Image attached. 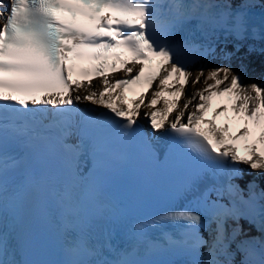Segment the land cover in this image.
<instances>
[{
    "label": "snow or ice",
    "instance_id": "1",
    "mask_svg": "<svg viewBox=\"0 0 264 264\" xmlns=\"http://www.w3.org/2000/svg\"><path fill=\"white\" fill-rule=\"evenodd\" d=\"M252 7L251 0H0V264H156L112 245L115 222L99 182L122 150L156 159L141 119L169 141V155L189 150L200 168L178 204L132 225L133 248L175 250L187 257L182 264H264V188L237 183L240 165L264 171V84H245L243 64L193 71L200 61H231L234 53L218 51L217 40L254 32ZM8 140L40 149L44 163L28 183L48 193L63 259L15 258L6 213L17 191L9 176L26 157L9 155ZM156 228L162 241L148 235Z\"/></svg>",
    "mask_w": 264,
    "mask_h": 264
},
{
    "label": "bare ground",
    "instance_id": "2",
    "mask_svg": "<svg viewBox=\"0 0 264 264\" xmlns=\"http://www.w3.org/2000/svg\"><path fill=\"white\" fill-rule=\"evenodd\" d=\"M234 2L240 3L241 0H232ZM2 23V22H0ZM219 49H225L228 52H233L234 56L231 61H224L222 59H211L209 61H200L199 63L193 66V71L204 67L205 69H210L221 63H230L234 70L240 71L241 64L245 65L247 68V75L243 81L245 84L250 85L251 83L264 84V45H260L256 50H250L249 47H244L241 52H238L233 46L227 45H218ZM197 87H200L198 85ZM191 86H188L186 91L191 93ZM251 170V169H250ZM253 171V170H251ZM256 173H263L264 171L255 170ZM251 235H255L253 231H249ZM239 259V257H238Z\"/></svg>",
    "mask_w": 264,
    "mask_h": 264
},
{
    "label": "rangeland",
    "instance_id": "3",
    "mask_svg": "<svg viewBox=\"0 0 264 264\" xmlns=\"http://www.w3.org/2000/svg\"><path fill=\"white\" fill-rule=\"evenodd\" d=\"M191 91H193V89H191Z\"/></svg>",
    "mask_w": 264,
    "mask_h": 264
}]
</instances>
